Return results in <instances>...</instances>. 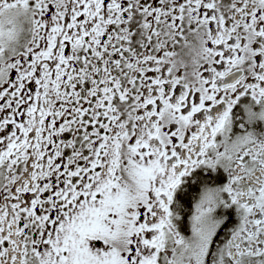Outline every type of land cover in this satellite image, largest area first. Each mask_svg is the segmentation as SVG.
<instances>
[{"label": "snow or ice", "instance_id": "1", "mask_svg": "<svg viewBox=\"0 0 264 264\" xmlns=\"http://www.w3.org/2000/svg\"><path fill=\"white\" fill-rule=\"evenodd\" d=\"M0 264H264V0H0Z\"/></svg>", "mask_w": 264, "mask_h": 264}]
</instances>
